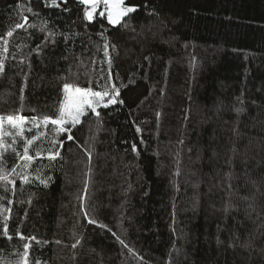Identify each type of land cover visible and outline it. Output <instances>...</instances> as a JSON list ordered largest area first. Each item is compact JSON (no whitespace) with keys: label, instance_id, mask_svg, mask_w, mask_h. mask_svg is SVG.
Returning a JSON list of instances; mask_svg holds the SVG:
<instances>
[{"label":"trees","instance_id":"obj_1","mask_svg":"<svg viewBox=\"0 0 264 264\" xmlns=\"http://www.w3.org/2000/svg\"><path fill=\"white\" fill-rule=\"evenodd\" d=\"M127 2L139 11L113 26L84 20L74 0L70 13L0 0V115L55 118L73 81L114 83L124 101L82 118L74 141L41 124L30 183L13 174L15 193L0 191L13 201H0L11 208L0 264H22L17 233L37 238L29 264H264V0ZM52 139L64 141L55 161Z\"/></svg>","mask_w":264,"mask_h":264},{"label":"snow or ice","instance_id":"obj_2","mask_svg":"<svg viewBox=\"0 0 264 264\" xmlns=\"http://www.w3.org/2000/svg\"><path fill=\"white\" fill-rule=\"evenodd\" d=\"M72 0H44L46 7L59 9L61 12L70 13L72 9L68 5ZM78 5L84 6L83 8V18L84 20L92 23L97 18H106L109 25H120L126 26L125 18L130 17V14H134L139 11L140 5H135L128 3L127 0H74ZM20 7V5H18ZM27 12L32 13L33 10L31 7L26 9ZM33 15H39V13H33ZM23 23H16L15 29H25L26 24L28 23V17H23ZM35 27V25H30ZM13 31L10 30L7 32V36L11 37ZM53 33H49V36ZM103 35V33H101ZM68 37L66 36L65 39ZM2 53H8V41L5 39L3 42ZM109 45L105 43L104 45V55L107 57ZM114 47V46H113ZM39 49L40 46L38 45ZM111 64V60L108 61ZM5 72V62L4 59H0V73ZM111 76V73H109ZM63 100L59 105V113L55 118L50 116H43L42 119L36 116L26 117L22 114H8L6 116L0 115V182H2L3 187L0 188V191L4 193L11 192L15 193L16 181L10 177L15 174L19 176L21 181L25 184L30 183V178L27 170L31 167L34 160L45 158L42 151L37 150L35 155L30 154V148L42 137L47 135L46 132L38 131L41 127V124L45 128L49 124L55 126L56 135L59 136L63 134L66 137L67 141H74L75 136L73 134V129L82 123V118L88 116L90 113L94 114L96 117L100 116L99 108H108L112 105L124 104V101L120 99L121 89L117 87L114 83L108 85L105 84L103 89L100 91H94L91 87H81L78 86L75 81L69 83L65 82L63 84ZM23 91V89H21ZM243 109H237V112H242ZM31 124V127H25L27 124ZM6 125L10 130H6ZM36 131L35 135H32L31 138H25V133H32ZM136 131L139 133L141 129L137 127ZM6 138L11 140V143H5ZM23 140V151L17 152L12 145L16 144L18 140ZM52 148L47 151L46 158L49 161H55L60 157L59 149L63 147L64 141L52 139L50 141ZM10 148L17 158L18 163L11 169L8 170L4 167L6 161L4 160L3 152L5 149ZM55 149V150H53ZM132 150L135 152L136 145H132ZM89 159H91V153H88ZM17 168H20L21 171L17 172ZM39 173L40 169L36 170ZM39 180L41 184L45 187L48 186V179L40 178L39 174L35 177ZM50 179V178H49ZM11 186V187H9ZM88 190V181H85L84 194L87 195ZM85 197H81L84 199ZM0 201H6L7 204H12L11 199H7L6 195H0ZM11 213V208L5 207L3 203H0V215H3L5 221L9 219ZM84 215L87 217L88 213L85 211ZM88 223L96 224L97 221L89 218ZM102 228H106V225H99ZM110 231V229H109ZM2 234L8 240H12L13 236L9 233L8 223H4L2 226ZM17 237L21 240L26 241L23 243V254H22V264H29V249L31 248V241H36L35 236L25 237L22 233H17ZM115 235V233H113ZM119 240V237H117ZM123 245L124 241L119 240ZM39 243V241H37ZM59 243V241H57ZM79 241H77V244ZM126 246V245H125ZM72 247H76V244H73ZM131 251V250H130ZM35 264H40L39 260L35 261Z\"/></svg>","mask_w":264,"mask_h":264}]
</instances>
